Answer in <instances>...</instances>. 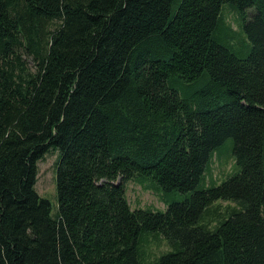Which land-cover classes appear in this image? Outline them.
Returning a JSON list of instances; mask_svg holds the SVG:
<instances>
[{"label":"trees","instance_id":"1","mask_svg":"<svg viewBox=\"0 0 264 264\" xmlns=\"http://www.w3.org/2000/svg\"><path fill=\"white\" fill-rule=\"evenodd\" d=\"M138 177L188 195L132 208ZM149 232L171 250L147 260ZM0 264H264V0H0Z\"/></svg>","mask_w":264,"mask_h":264},{"label":"rangeland","instance_id":"2","mask_svg":"<svg viewBox=\"0 0 264 264\" xmlns=\"http://www.w3.org/2000/svg\"><path fill=\"white\" fill-rule=\"evenodd\" d=\"M254 9L248 10L249 14H252ZM224 17L228 24H230L239 34L240 40L234 43V51L241 57H246L250 52V42L248 38L246 40L244 30L241 27L240 15L237 11L229 7L224 6ZM222 154H218L214 157L211 163L210 169L206 173V182L210 186L212 182L220 185L223 180L227 179L233 173L236 172V161L233 155V141L229 139L220 149ZM59 160V152L57 150L49 151L45 157L39 161V174L36 188L41 197L47 199L51 203L52 215L57 216L59 212V197L57 191V170L56 165ZM150 179V180H149ZM120 180V179H119ZM118 180V181H119ZM142 177L131 179L126 182L127 197L132 208H144L154 207L160 211H165L168 207V202L182 201L184 200L188 193H182L178 191H173L171 193H164L160 189L156 190L151 186L150 181L156 182L147 178L149 181ZM220 211L225 212L227 206H236L235 202L232 201H220ZM162 235L156 233H146L145 237L149 240L145 243V253L146 259L151 260L152 257H156L171 250L167 240L163 236L160 243L157 239ZM148 245V246H147ZM150 252V253H149Z\"/></svg>","mask_w":264,"mask_h":264}]
</instances>
